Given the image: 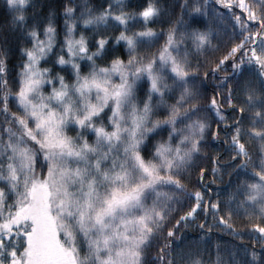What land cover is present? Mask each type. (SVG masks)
<instances>
[{"label": "snow or ice", "instance_id": "obj_1", "mask_svg": "<svg viewBox=\"0 0 264 264\" xmlns=\"http://www.w3.org/2000/svg\"><path fill=\"white\" fill-rule=\"evenodd\" d=\"M0 12V264H264V0Z\"/></svg>", "mask_w": 264, "mask_h": 264}, {"label": "trees", "instance_id": "obj_2", "mask_svg": "<svg viewBox=\"0 0 264 264\" xmlns=\"http://www.w3.org/2000/svg\"><path fill=\"white\" fill-rule=\"evenodd\" d=\"M40 3H44V4H48V3H51V4H54V5H59V0H39ZM94 2L98 3L99 0H94ZM5 16L3 15L2 12H0V24H4L5 22ZM8 40L9 42L11 43L12 42V37L9 36L8 37ZM213 43H215V41H213ZM214 53H206L205 55L210 57L211 55H213ZM223 138H221V142H222ZM225 180H227V177L225 176L224 177ZM217 239L216 236H213L212 237V240L215 241ZM220 242L224 243V244H227L228 246H237L236 247V251L239 255L242 256V252L241 250L239 249V245L241 243H247V244H251V241L247 238V237H244L243 239L241 238H236V239H233L232 237L230 236H223L220 238ZM181 243H192V244H202V246L206 247L207 246V243L206 242H201V241H198L197 240V232L195 229H191L189 228L187 230L186 233L183 234V239L181 241Z\"/></svg>", "mask_w": 264, "mask_h": 264}]
</instances>
